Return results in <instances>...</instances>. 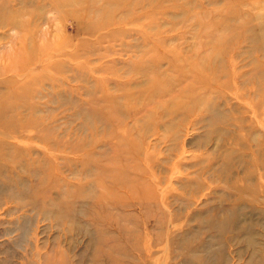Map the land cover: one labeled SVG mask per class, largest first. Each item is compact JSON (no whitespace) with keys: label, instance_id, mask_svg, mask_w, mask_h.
Listing matches in <instances>:
<instances>
[{"label":"rangeland","instance_id":"1","mask_svg":"<svg viewBox=\"0 0 264 264\" xmlns=\"http://www.w3.org/2000/svg\"><path fill=\"white\" fill-rule=\"evenodd\" d=\"M0 264H264V0H0Z\"/></svg>","mask_w":264,"mask_h":264}]
</instances>
